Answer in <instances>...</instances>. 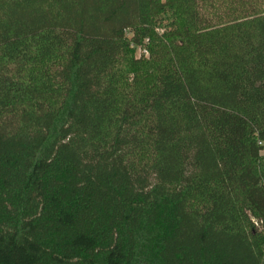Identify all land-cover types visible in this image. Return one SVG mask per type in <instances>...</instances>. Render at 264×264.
I'll use <instances>...</instances> for the list:
<instances>
[{
    "label": "trees",
    "instance_id": "obj_1",
    "mask_svg": "<svg viewBox=\"0 0 264 264\" xmlns=\"http://www.w3.org/2000/svg\"><path fill=\"white\" fill-rule=\"evenodd\" d=\"M253 2L0 0V264H264Z\"/></svg>",
    "mask_w": 264,
    "mask_h": 264
},
{
    "label": "rangeland",
    "instance_id": "obj_2",
    "mask_svg": "<svg viewBox=\"0 0 264 264\" xmlns=\"http://www.w3.org/2000/svg\"><path fill=\"white\" fill-rule=\"evenodd\" d=\"M232 6H228V4L223 5L220 8L215 9L214 11L208 12L207 17L210 19L212 24H219V23H227L229 21H234V20H240L246 14L244 13V9L241 7H237V5L234 8H231ZM253 8H254V13L257 14H264V0H254L253 2ZM129 38L132 37L130 33L127 34ZM132 55H135L136 59H148L149 58V51L148 48L146 47H140L137 48L132 52Z\"/></svg>",
    "mask_w": 264,
    "mask_h": 264
}]
</instances>
